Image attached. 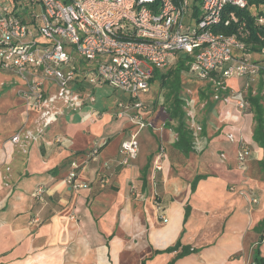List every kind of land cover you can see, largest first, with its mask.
Segmentation results:
<instances>
[{
	"label": "crops",
	"instance_id": "crops-1",
	"mask_svg": "<svg viewBox=\"0 0 264 264\" xmlns=\"http://www.w3.org/2000/svg\"><path fill=\"white\" fill-rule=\"evenodd\" d=\"M8 77L1 73L0 81ZM46 83L49 98L55 93V84ZM98 99L85 95L84 105L78 108L55 102L58 114L47 127L41 113L22 96L1 102L0 264H36L63 249L65 258L69 253L70 259L84 263L91 259L95 264H136V256L142 252L145 264H255L256 246L261 239L264 243V227L257 230L264 222V179L252 174V158L245 167L238 162L240 153L247 155L239 148L243 141L260 156L257 174L264 175L260 164L264 149L253 138L254 112L243 115L234 101L226 103L233 98L217 102L221 131L212 134L207 149L191 168L175 169L172 151L191 157L197 153L196 139L183 108L187 129L192 132V151L186 153L176 146L179 119L171 118L167 109V125L176 138L168 142L170 149L157 187L150 172L151 159L148 161L144 150L137 161L125 164L122 128L95 117L89 101H96L100 113L105 105ZM260 103L264 107L263 89ZM170 134L163 131L162 136L166 140ZM16 135L21 137L18 143L12 142ZM144 136L153 139L147 133ZM154 146H148V151ZM95 149L98 153L90 156ZM72 169L76 170V188L66 181ZM201 176L204 179L192 190V182ZM113 180L119 190L111 186ZM131 184L140 191L147 188L153 197L146 204L133 201ZM39 188L43 192L36 196ZM157 193L162 194L167 222L156 212ZM179 240L199 250L179 259L176 255L181 249L165 252ZM260 256L264 260L263 252Z\"/></svg>",
	"mask_w": 264,
	"mask_h": 264
},
{
	"label": "built area",
	"instance_id": "built-area-1",
	"mask_svg": "<svg viewBox=\"0 0 264 264\" xmlns=\"http://www.w3.org/2000/svg\"><path fill=\"white\" fill-rule=\"evenodd\" d=\"M229 7L245 10L249 3L203 0L194 19L189 0H0V72L33 76L20 95L41 113L44 127L58 114L55 102L66 108L84 105L74 84L109 85L141 107L154 71L167 69L181 55L191 58L188 71L196 80L225 90L228 80L256 77L263 70L250 58L246 23H239ZM234 23L235 35L215 32ZM257 38L264 43L263 34L258 32ZM260 52L264 55V46ZM46 82L55 84L49 98ZM137 137L133 133L121 144L125 164L138 155ZM20 140L16 135L12 142ZM97 153L95 149L90 156ZM239 156L243 161L244 155ZM75 180L72 169L66 181L76 188ZM42 192L39 188L36 196Z\"/></svg>",
	"mask_w": 264,
	"mask_h": 264
},
{
	"label": "rangeland",
	"instance_id": "rangeland-1",
	"mask_svg": "<svg viewBox=\"0 0 264 264\" xmlns=\"http://www.w3.org/2000/svg\"><path fill=\"white\" fill-rule=\"evenodd\" d=\"M195 22L196 21L194 20L192 23L195 25ZM249 55L252 60L258 61L262 64L263 70L261 71V73L256 77L230 79L227 81V85L225 84L227 87V89L225 90L221 89V87L218 85H209L208 83L196 80L188 70H184L181 73V96L184 102L183 108L187 112L188 126L195 133L197 153L195 155H192L191 157H182L180 154L172 151L174 156H171V160L173 163H175V165H173L175 169L182 167L185 169H187L188 167L191 168L195 163L198 155L202 154V152L207 149V144L212 134L219 133L221 131L222 123L220 122L219 109L216 106L217 102L227 101L229 98H233L237 100L238 110L243 115H247L249 114L250 110V105L247 102L248 96L255 94L259 90V86H263L264 93V55L261 52L253 51H250ZM176 62L170 65L167 69L161 70V72L166 74L167 71L174 70L177 67ZM187 65L188 63H186V66ZM1 73L6 74L10 78L8 77V79L0 81V104L3 99H14L15 101L17 98H20L21 91L25 90L26 83H28L33 77L31 76V74L18 76L13 72H0V74ZM22 84L24 85V88ZM225 85L223 87H225ZM72 87L75 93L79 94L81 99H83L85 95L91 97L96 96V98H99L98 100H100L102 105H105L102 109L103 112L100 111V113H98L99 111L97 112V108L95 106L96 101L90 100L89 104L94 107L93 114L95 115V117L99 116L101 119L108 120L107 122L110 126L119 125L120 128H122L120 131L124 133L123 141L130 139L133 133L137 134L139 151L137 157L132 161V163L138 160L139 156L142 153V150H144L148 161H150L151 159L150 172H152L155 183L158 187V185L160 184V174L164 169L163 161L165 160L166 155L167 153H169L168 151L170 149L168 142L169 140L176 138V134L170 128H168L167 125L168 119L166 112L167 109H169V105H171L172 103L170 102V89L166 88V85L161 86V81L154 82L153 84H151L150 91L140 98L139 102L141 104V107H135V104H133L131 98H129L127 94L108 85H101L96 88H93L89 85L82 88L79 86V84H74ZM240 104L244 105L241 106ZM156 116L158 117V123L156 122ZM94 121L96 122L97 119ZM171 124H173V122H171ZM203 126L206 127V130L204 131L201 129ZM163 131H170L171 134L169 139L166 138L165 140L163 138ZM144 132L151 135V138L153 139L150 140L147 136H144ZM140 137L144 138L142 139V146L139 141ZM231 140H233V138ZM148 143L150 144L148 145ZM153 143L155 144V146L150 149L149 152L147 148L148 146H152ZM239 148L240 151H247L246 156L243 154V152L241 153L244 155L243 161L240 160V156L238 157V162L243 163L242 167H245V165L248 164L247 159L249 160L250 158H252L254 160V163L252 165L254 173L252 174H256V177H261L262 179H264V175L262 173L257 174V170L259 169L257 162L260 158V156H258V153L254 152V149L251 146L245 145L243 141L242 144H240ZM221 154L222 153L220 152V155ZM115 180H113L111 186L119 190V184ZM130 186L131 188L129 190V193L132 196L133 201L135 202H143L144 204H146L148 198L153 197L152 193H149L147 188L146 190H141V192L139 189H135L133 184H131ZM155 196L156 200L154 204L156 207V212L158 214V217L164 220L165 215L163 214L162 210V206H164L162 194L157 193ZM140 244L141 243H139L138 240L137 248H139ZM259 244L261 245L259 246ZM258 248L261 252L264 253V243H258L256 249ZM61 253L62 256L60 257ZM249 253H251V249ZM65 254L67 253L66 251H64V249L60 252L57 251V253L52 252V259H39L36 264H95L93 263L94 260L92 262L91 259L87 263H84V260H79L77 258L70 259L69 253L65 258ZM124 254L126 255V258H129L127 252H125ZM144 255V252L138 253L135 263L140 264ZM130 260L132 262L133 259ZM249 260H251V258H249ZM115 262L116 260L114 261V263Z\"/></svg>",
	"mask_w": 264,
	"mask_h": 264
},
{
	"label": "trees",
	"instance_id": "trees-1",
	"mask_svg": "<svg viewBox=\"0 0 264 264\" xmlns=\"http://www.w3.org/2000/svg\"><path fill=\"white\" fill-rule=\"evenodd\" d=\"M249 7L245 10L239 9L237 7H229L228 10H232L236 13L239 23L245 22L246 28L249 30V37L245 39V42L249 45V51L260 52L264 46V43L258 40L257 33L260 32L264 35V24H259L260 19H264V0H247ZM203 4V0H189V12L192 14L194 19H197L200 15V8ZM189 22L191 20H188ZM191 23V22H190ZM238 24H233L231 27L218 26L215 28L216 33H221L223 35L231 36L236 34ZM177 67L174 70L167 71L166 74L162 73L161 70H155L153 77L151 79V84L156 81H161V86L166 85V88L170 89L169 94L171 95L170 108L168 112L170 117L173 119H179V125L176 128L179 134V140L176 144L177 147L184 150L186 153L192 151L191 145V134L192 132L187 129L185 121V112L183 110L184 102L181 96L182 91V79L181 73L184 70L189 69V65L186 66V63L191 61V58L187 55L178 56ZM186 62V63H185ZM263 86L259 89L256 96L248 98V103L250 105V110L254 112L255 119V128H254V141L259 144V146L264 149V107L262 106L261 97H262ZM261 168L264 172V160L260 162ZM204 179L202 176L197 177L192 182V190L195 189L197 183ZM186 218L189 213V207L186 208ZM261 227H264V222H262L257 230ZM260 240L259 243H262ZM261 244H259L260 246ZM181 249L180 252H178ZM199 249L192 248L189 245H182L179 240L174 246L168 247L165 252L173 253L178 252L176 259L183 258L187 255L197 252ZM261 251L255 249L254 260L255 264H264L263 258L260 256ZM146 260L142 261V264H145ZM174 261V260H173ZM172 264V263H171Z\"/></svg>",
	"mask_w": 264,
	"mask_h": 264
},
{
	"label": "bare ground",
	"instance_id": "bare-ground-1",
	"mask_svg": "<svg viewBox=\"0 0 264 264\" xmlns=\"http://www.w3.org/2000/svg\"><path fill=\"white\" fill-rule=\"evenodd\" d=\"M232 101H234L235 103H236V105H237V101L236 100H233V99H230V100H228L226 103H229V102H232ZM225 103V104H226ZM238 111V110H237ZM238 113H240L239 111H238ZM241 114V113H240Z\"/></svg>",
	"mask_w": 264,
	"mask_h": 264
}]
</instances>
